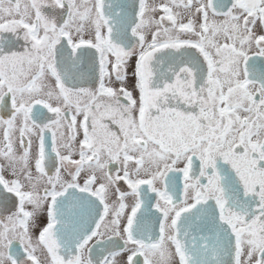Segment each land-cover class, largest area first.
Instances as JSON below:
<instances>
[{"label":"snow or ice","instance_id":"6c2138e0","mask_svg":"<svg viewBox=\"0 0 264 264\" xmlns=\"http://www.w3.org/2000/svg\"><path fill=\"white\" fill-rule=\"evenodd\" d=\"M0 264H264V0H0Z\"/></svg>","mask_w":264,"mask_h":264}]
</instances>
